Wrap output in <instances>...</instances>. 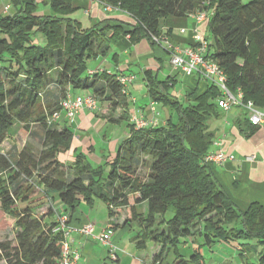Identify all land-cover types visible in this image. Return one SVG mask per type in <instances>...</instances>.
<instances>
[{"label":"trees","instance_id":"trees-1","mask_svg":"<svg viewBox=\"0 0 264 264\" xmlns=\"http://www.w3.org/2000/svg\"><path fill=\"white\" fill-rule=\"evenodd\" d=\"M94 1L118 13L101 19L88 16L89 27L83 28L71 17L82 9L73 0H8L6 11L0 12V213L14 220V239L0 242V264H57L62 234L52 233L60 215L54 207L58 203L66 207V225L71 227L79 205L92 209L96 200L106 205L108 219L117 216L116 210L129 208L130 218L122 227L137 223L136 249L145 250L148 244L159 247L150 264H204L202 247L231 242H243L237 244L242 260L249 252L248 241L261 249L256 263L244 264H264V204L251 202L245 209L237 208L206 162L213 139L209 122L221 116L219 87L197 78L178 98L172 90L179 73L161 80L163 61L157 59V71H141L146 98L168 112L164 125L157 119L154 124L142 114H131L130 106L136 108V101L130 87L136 78L123 75L129 73V65L110 72L88 64L110 58L117 67L118 54L112 48L144 40L153 49L152 37L171 34L169 25L162 33L161 21H181L204 11L209 14L201 27L207 41L205 58L216 63L230 94L239 92L243 104L251 102L263 109L264 0L246 4L241 0ZM39 6H48L49 13L43 14ZM39 36L43 37L40 45ZM121 77L133 81L125 85ZM50 86H56L61 95L53 106L43 103ZM77 95L93 98L97 110L101 104L107 106L104 124L125 127L127 135L118 140L112 156L106 149L96 157L92 147L84 153L75 146L76 137L86 134L76 129L81 133L76 135L68 127L79 113L69 121L61 104ZM237 108L243 114L235 121L236 129L243 138H251L261 127L250 123L245 109ZM53 114L60 117L54 120ZM137 121L145 125L139 128ZM16 125L25 139L40 137L37 153L28 142L16 151L1 152L10 130L14 137L20 133ZM33 126H38L41 136L33 132ZM141 167L147 169L144 178L139 176ZM39 191L50 207L45 215L37 216L33 201ZM142 204L146 211L135 214ZM103 232L109 234L111 243L109 229ZM188 239L193 249L184 257L180 248ZM102 246L107 258L117 259L112 243Z\"/></svg>","mask_w":264,"mask_h":264},{"label":"crops","instance_id":"crops-1","mask_svg":"<svg viewBox=\"0 0 264 264\" xmlns=\"http://www.w3.org/2000/svg\"><path fill=\"white\" fill-rule=\"evenodd\" d=\"M4 1L0 4V12L6 11L5 7L7 6V3H4ZM38 1L42 2L46 0ZM73 5L75 7L82 8L80 11H78L82 14V17H80L78 20L73 16L71 17L81 23L83 28L89 27L90 23L88 21V16L94 19H101L105 16H112L118 13L116 9L111 7L108 8V6L104 8V6L100 5L94 0H73ZM39 11H42L43 14L49 13L47 7H41ZM197 13L188 15L186 19L181 21L168 20L166 23L161 21L160 24L162 33L165 34L167 32L168 25L172 28L170 36L166 35L168 44L179 48L194 46V33H199L202 36L201 27L209 17L208 16L203 22H197L194 18ZM127 41L128 38L126 37V44ZM125 46L126 45H121L119 48H112L111 50L112 53L118 54L117 67H115L113 62H111L110 58L95 60L94 66L95 69H105L110 72H114L115 70L117 71L118 67L123 71L125 68H127V65L130 66L129 73L127 72L123 75H133L136 78L130 87V94L135 98L134 101H136L134 106L136 108L130 106L131 114L133 111L139 115L142 114L145 119L150 121L157 119L158 122L160 116H166V118L168 117V114H165L162 110L159 114V110L157 108L158 106L151 104L148 101L145 96V85L141 81L142 69H150L152 71L158 70V63L156 62L157 59L163 61L162 72L165 71L164 57H167L169 65V73H164L160 77V74L162 73L161 72L159 73V78L162 80L167 76H173L176 73H179L176 76V81L178 84L179 80L185 77L181 80L183 84L182 89L184 92H186L190 86L195 84L197 78L199 79L200 83H207L198 75H185L180 70H174L169 61V53L163 49V45L155 44L154 48L151 49L146 41L142 40L134 46ZM113 66L114 70H111ZM187 77L189 80H187ZM133 93L136 95L133 96ZM73 94L78 93L74 92ZM236 109L239 108L233 107L227 112L220 110L221 116L219 119L209 122L208 131L213 134V139L208 150V157L218 155L220 152H222L224 155V160L222 162H211L207 164L210 166V171L213 175V178L227 193L231 201L237 206V208L245 209L251 202L264 204V127H261L259 131L251 138H243L239 134L235 125V121L241 117L243 112L240 109ZM88 113L90 112H79V118L83 117V120L86 124L88 122L91 123L89 120L91 115ZM103 113L105 115L106 110H103ZM93 116L96 118L98 117L97 114ZM104 123L105 120L99 118V120H97L95 123V125L97 124V126H99L98 128L96 127L97 130L103 127ZM78 129H80V126ZM126 135V129L122 124L113 127L110 135H104L107 138L105 137L104 139V136L102 137V148H99V153H97L95 144L85 141V136L82 134L76 137L77 141L75 142V146L84 153L87 152L86 147H92L94 156L98 157L101 155L100 153L103 147H107L108 143V154L112 156L113 152H115L118 146V140L122 136L125 137ZM1 152H7V150L3 148V145L1 146ZM95 204L96 202L92 207L93 209H88L86 213L80 210V204L77 208V213L74 216L76 221H73L70 225L73 230H75V232L71 234V248L73 251H76L79 254L76 264H150L152 257L158 252L159 247L154 244H148L145 250H137L135 243L133 242L135 230L138 228L137 223L134 221L131 222V224L122 227L123 220L118 219L119 216L117 215L112 219L107 218L103 223L99 224L95 220ZM54 208L59 212H61V210L66 211V207L60 204ZM145 211V204L135 208V214L140 215ZM3 216L5 215L0 213V230L8 227L7 225H9L12 229L14 220L8 216H6L7 219H5ZM86 223L94 225L96 237H98L103 231L109 229L111 232V243L117 250V259L113 260L112 256L111 259L107 258V249L96 241V237H86L78 232L81 224ZM180 249V253L184 257H188L193 249L191 240L188 239L185 242V245ZM167 260L171 261L172 257L168 256Z\"/></svg>","mask_w":264,"mask_h":264},{"label":"built area","instance_id":"built-area-1","mask_svg":"<svg viewBox=\"0 0 264 264\" xmlns=\"http://www.w3.org/2000/svg\"><path fill=\"white\" fill-rule=\"evenodd\" d=\"M1 1V0H0ZM110 8V7H108ZM5 9H7L5 7ZM193 15V14H192ZM209 16L208 13L204 11H199L195 16L197 22H203ZM167 36H161L159 39L152 37V40L157 45H163V49L169 53V61L174 70H180L185 75H199L207 83L214 84L219 87L222 91V98L218 102V106L224 112L229 111L233 107H241L248 112V119L250 123L257 127H264V108L257 109L251 102L246 104L242 103V96L238 92L236 95H232L225 87V78L222 72L218 69L215 62L211 59L205 58L204 51L207 47V41L199 33H194L193 35V47H174L168 44L166 39ZM121 83L125 85L131 84L133 78H119ZM61 109L65 112V118L71 121L76 114L81 111H95L96 103L93 98L77 96H69L61 104ZM60 116L53 114V119L57 120ZM155 123V120H153ZM137 127H143L145 125L144 121H137ZM220 143V142H219ZM224 160V155L220 152L218 155H214L206 158L207 163L211 162H222ZM58 225L52 231L53 234L61 232L62 234V250L61 256L57 260V264H76L79 254L73 251L71 248V241L69 239L73 228L67 227L65 216H57L56 219ZM78 232L87 236L92 237L94 235L93 226L90 224H84L78 229ZM95 237V235H94ZM98 240L102 245L111 247L110 236L108 233L102 232L99 235ZM114 260V256L112 258Z\"/></svg>","mask_w":264,"mask_h":264},{"label":"rangeland","instance_id":"rangeland-1","mask_svg":"<svg viewBox=\"0 0 264 264\" xmlns=\"http://www.w3.org/2000/svg\"><path fill=\"white\" fill-rule=\"evenodd\" d=\"M7 1L8 0H5L4 3L5 2L7 3ZM241 2L243 4H246V3L250 2V0H241ZM41 7L42 6H39V10ZM47 8H48V6H47ZM71 16H73L74 18H76L78 20L80 17H82V14L77 12L76 14L74 13V15H71ZM42 38L43 37H40V36L36 38V42L39 43V45L43 44ZM164 60H165V63H164L165 71L160 74V77L164 73H169L168 72L169 65H168L167 57H164ZM88 64H89V67H93L94 61H91ZM112 69L114 70V66H113V68H111V70ZM137 70H138V68H137ZM181 78H182V76H181ZM184 78L185 77H183L182 79H184ZM182 79L179 80L178 84L172 90V94L178 98H181L183 96V94L185 93L184 90L182 89V87H183V84L181 82ZM187 80H189L188 77H187ZM132 95L134 96L136 94L133 93ZM60 98H61V95H60V91L58 90V88L56 86H50L48 88V90L43 95V103H44V105H46L48 103V104H51L53 106V104L55 102H57L58 100H60ZM139 98H141V97H139ZM138 100H140V99H138ZM157 108L159 110V114L161 113L160 112L161 110L164 111L165 114H168L167 110L164 109L163 107L158 106ZM99 109H101V110H99ZM99 109L98 110L96 109L95 111H92L90 113L97 112V116H99V118H101L103 120V118L105 117L103 110H106V114H107L108 108H106L105 106H103V104H101ZM236 110H239V109H236ZM90 115L91 116H90L89 120L91 121L92 124L89 122L86 124L85 121L83 120V117L79 118L80 115L76 118L75 123H73V124L67 123V124H68V127H70L71 130L76 133V135L81 134L80 132L76 131V129H78V127L80 126V129L83 130V133L86 134V136H85L86 140L85 141L92 142L93 144H95V147L97 149V153H99V148L100 147L102 148V146H101L102 137L104 135H107V136L110 135L112 132V128L114 126H112V128H111V126L104 124V126L101 127L100 130H97V128L99 126H97V124L95 125V123L99 119L96 118L95 116H93L92 114H90ZM166 119H167L166 116H160L158 123L160 125H164ZM18 127H19V125H16V126H14V129L15 130L17 129L18 131H20V133H18V135L16 134L17 136L14 137L15 134H13V131L10 130L11 134H9L7 139L3 142V148L5 150H7V152L9 153V152H13V151L20 149L23 146L24 142L25 143L28 142V144L31 145L33 150H35V153H37L41 149L40 137H38V138L32 137L30 139L29 138L25 139L26 138L25 134L21 133V129H18ZM33 128H34L33 132H35L38 136L39 135L41 136L42 131L38 128V126H33ZM105 137L106 136H104V139H105ZM103 149H106V151L108 152V149H109L108 143H107V147H103ZM86 155H87L88 159H90L91 161L93 160L91 157L88 156V154H86ZM60 157H62V156L60 155ZM69 161H70V157H69ZM103 161H105V160L103 159ZM103 161H101V162H103ZM138 172H139V176L142 178H144L147 175V169L146 168L141 167ZM43 196H44V194L41 191H39L38 194L35 195V197H34V201H33V204L35 207L34 214L37 216L45 215L46 212H48V209L50 207V203ZM55 201L57 202L56 196H55ZM129 201H130V204H133V198L132 197H130ZM95 202H96V204L94 206L95 207L94 208V214L96 213L95 220L97 221V223L101 224L108 218L107 207L101 201L96 200ZM59 204L60 203H58V205ZM88 209L89 208L86 207L84 204L80 205V210L83 211L84 213H86L88 211ZM116 212H117V215L119 216L118 219L123 220L122 224L124 222L128 221L130 218V215H131L129 208H127V207L120 209V210H116ZM64 214H65L64 211L61 210L60 215L64 216ZM3 218L7 219L6 216H3ZM47 221H48V219L45 222H47ZM7 226L8 227L0 230V242L5 241V240H9V239H11V240L14 239L13 230L10 228L9 225H7ZM94 229H95V227H94ZM73 232H75V230H73ZM73 232H72V234H73ZM92 237H94L93 234H92ZM239 243L241 244L243 242H239ZM239 243H234V242L221 243V245L218 244V245H215L211 248L202 247L201 253H202V256H204L203 260H204L205 264H244L245 262L256 263L257 256H258L260 249H261L260 246L259 245L256 246L255 241H253V242L248 241L247 243L250 245L249 246V252H247L245 257L241 260V258L239 256H237V252H239L238 251L239 246L237 244H239ZM195 245H197V244H195Z\"/></svg>","mask_w":264,"mask_h":264}]
</instances>
